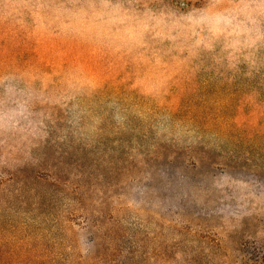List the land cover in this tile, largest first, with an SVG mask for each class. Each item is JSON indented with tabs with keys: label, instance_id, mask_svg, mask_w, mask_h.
Wrapping results in <instances>:
<instances>
[{
	"label": "rangeland",
	"instance_id": "1",
	"mask_svg": "<svg viewBox=\"0 0 264 264\" xmlns=\"http://www.w3.org/2000/svg\"><path fill=\"white\" fill-rule=\"evenodd\" d=\"M0 264H264V0H0Z\"/></svg>",
	"mask_w": 264,
	"mask_h": 264
}]
</instances>
